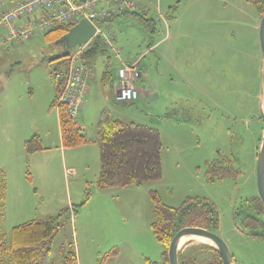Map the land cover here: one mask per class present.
<instances>
[{
    "label": "rangeland",
    "instance_id": "rangeland-1",
    "mask_svg": "<svg viewBox=\"0 0 264 264\" xmlns=\"http://www.w3.org/2000/svg\"><path fill=\"white\" fill-rule=\"evenodd\" d=\"M136 1L147 17L137 12L113 19L112 33H104L111 41L115 33L118 42L108 43L107 51L89 62L101 80L105 72L118 70L120 57L137 61L141 96L119 102L109 82L87 90L76 118L90 139L86 144L62 145L53 104L55 68L81 46L64 50L44 34L2 45L0 180L6 173L7 198L0 201V232L9 240L16 225L60 215L44 264H62L69 251L77 254L78 264H166L164 246L151 226L155 191L163 204L175 208L189 199L212 202L220 217L218 234L234 262L264 264V236L252 234L235 218L236 210L258 195L264 132L262 17L251 0ZM152 18L155 26L148 27L146 20ZM105 109L125 123L160 130L159 180L97 187L101 162L95 140ZM35 135L43 148L28 153L26 141ZM221 159H230L238 174L209 180L210 164ZM208 244L188 237L180 250L193 264L211 256L201 250Z\"/></svg>",
    "mask_w": 264,
    "mask_h": 264
},
{
    "label": "trees",
    "instance_id": "trees-1",
    "mask_svg": "<svg viewBox=\"0 0 264 264\" xmlns=\"http://www.w3.org/2000/svg\"><path fill=\"white\" fill-rule=\"evenodd\" d=\"M251 2L262 17L264 0H251ZM116 14L119 13L112 14L101 24L113 19L112 17ZM146 21L148 27L155 26L154 19ZM72 27L71 24L59 23L44 35L48 41L56 43ZM105 51H107L106 43L102 36L98 35L86 46L82 58L91 61ZM71 55H65L64 63L70 59ZM55 84L56 97L53 104H56L58 109L62 145L74 147L88 143L90 139L84 133L83 127L79 126L78 120L68 113L67 105L59 102L62 84L56 80ZM37 141H40L37 135L26 141L28 153L43 148L38 145ZM95 142L100 147L101 162L97 187L140 186L144 182L159 180L162 177V140L157 127L136 122L125 123L105 109L97 123ZM207 173L211 181L238 174L233 169L230 159L213 162ZM5 176L6 173H3L0 180V201L6 199ZM151 194L155 203V220L151 226L157 240L164 246L166 264H170L168 257L170 243L182 228L194 226L215 233L219 232V213L217 207L209 200L189 199L181 207L175 208L163 204L155 191H151ZM59 216H51L46 220L34 219L16 225L11 230L9 240L5 234L0 232V264H44L60 228ZM235 218L240 220L252 234L264 236V204L259 195L247 199L236 210ZM201 250L210 252L211 256L202 262L196 261L193 264H223L221 254L214 246L208 244ZM179 262L188 264L186 257L181 253H179ZM62 264H78L77 254L69 251Z\"/></svg>",
    "mask_w": 264,
    "mask_h": 264
},
{
    "label": "built area",
    "instance_id": "built-area-1",
    "mask_svg": "<svg viewBox=\"0 0 264 264\" xmlns=\"http://www.w3.org/2000/svg\"><path fill=\"white\" fill-rule=\"evenodd\" d=\"M102 0H12L11 6H6L0 0V50L8 40H20L35 37L50 31L56 24L76 25L81 19L92 21L96 27V35L104 34L98 22L105 21L112 14L129 11L140 12L144 8L136 0H111L108 8H100ZM106 41L113 43L105 36ZM87 44L77 49L70 59L58 66L54 72L56 81L62 84L59 102L65 103L68 113L77 118L88 89V79L94 75L92 65L82 59ZM118 53V50L114 49ZM119 84L115 99L130 103L140 97L136 85L141 77L137 61L127 64L118 70ZM79 126H82L78 124Z\"/></svg>",
    "mask_w": 264,
    "mask_h": 264
},
{
    "label": "water",
    "instance_id": "water-1",
    "mask_svg": "<svg viewBox=\"0 0 264 264\" xmlns=\"http://www.w3.org/2000/svg\"><path fill=\"white\" fill-rule=\"evenodd\" d=\"M97 27L96 25L88 20L81 19L76 25H74L64 36L58 41L57 45L62 46L64 50L75 48L79 45L86 44L92 39L96 38ZM259 38L261 49L263 52L264 60V15L261 18L259 26ZM262 94L264 96V67H263V85ZM262 118L264 122V111H262ZM257 188L258 195L264 204V132L261 147L258 151L257 158ZM184 236H202L209 238L213 241L214 247L218 249L222 257L223 264H234V258L226 244L218 233L211 232L205 228L188 226L179 230L173 237L169 249L168 257L170 264H180L179 262V249L180 241Z\"/></svg>",
    "mask_w": 264,
    "mask_h": 264
},
{
    "label": "crops",
    "instance_id": "crops-1",
    "mask_svg": "<svg viewBox=\"0 0 264 264\" xmlns=\"http://www.w3.org/2000/svg\"><path fill=\"white\" fill-rule=\"evenodd\" d=\"M5 5L6 6H11L12 5V0H8L7 2H5ZM112 5V1L111 0H102L101 2H100V5H99V7L100 8H108V7H110ZM144 8V7H143ZM125 13L126 14H130V13H132V12H119V14H116V15H114L112 18L113 19H115V20H120L119 18H116L117 16H119V15H125ZM140 13H142V15H144V17H147V11H146V9L144 8L143 10H141L140 11ZM113 19H111V20H109V21H107L106 22V24L104 25V26H101L102 28H103V31L106 33V32H110L109 34H111L112 33V27H113V25L111 24V21L113 20ZM149 19V18H148ZM153 19V18H152ZM171 35H172V33H171V28H170V31L168 32V35H167V37H168V39L171 37ZM102 36V38H103V40H104V42L106 43V46L108 47L109 45H108V43L106 42V39H105V35L104 34H102L101 35ZM112 36L114 37L113 39H112V41L114 40L115 41V43L116 42H118V40L117 39H115V33L114 34H112ZM122 50V49H121ZM117 57H119V55H117ZM119 60L121 61V64L119 65V67H118V69L120 68V67H122L123 66V63L125 62H127V63H129V62H133V61H135V60H132V61H125L122 57H120L119 58ZM86 63H89V64H92L93 66H95L94 65V63H92V62H89V61H85ZM56 69V68H55ZM107 71H110V69H108ZM111 83L110 84V87H109V90H111V92H112V94H113V98L115 97V93H116V89L118 88V84H119V75H118V70H116L115 71V73L114 74H110V75H108L107 74V72H105V74H104V76H103V78H101V80H99V78H98V76H97V74L96 73H94V75H92L89 79H88V92H89V90H91V89H93V88H95V87H99V86H101V84H106V83ZM243 89V88H242ZM56 90V89H55ZM142 94H143V90H142ZM141 96V95H140ZM55 97H56V91H55V96H54V99H55ZM53 99V100H54ZM139 99V98H138ZM137 99V100H138ZM136 100V101H137ZM86 101L84 100V103H85ZM84 108V107H83ZM82 113H83V109H82ZM58 118H59V114H58ZM60 125V124H59ZM84 131V130H83ZM61 133V132H60ZM85 133V132H84ZM86 134V133H85ZM87 136V135H86ZM88 137V136H87ZM7 198V197H6ZM179 253H181L183 256H184V254H183V251L182 250H180L179 249ZM234 264H236V263H234Z\"/></svg>",
    "mask_w": 264,
    "mask_h": 264
},
{
    "label": "bare ground",
    "instance_id": "bare-ground-1",
    "mask_svg": "<svg viewBox=\"0 0 264 264\" xmlns=\"http://www.w3.org/2000/svg\"><path fill=\"white\" fill-rule=\"evenodd\" d=\"M188 237L193 238V239H195V238H203V239L208 240L211 245H214L213 241L211 239H209V238H206V237H202V236H184V237L181 238L180 246H181V244L183 243L184 240L188 239Z\"/></svg>",
    "mask_w": 264,
    "mask_h": 264
}]
</instances>
